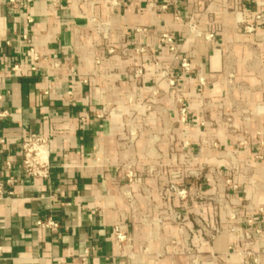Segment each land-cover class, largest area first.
Wrapping results in <instances>:
<instances>
[{
  "label": "crops",
  "instance_id": "1",
  "mask_svg": "<svg viewBox=\"0 0 264 264\" xmlns=\"http://www.w3.org/2000/svg\"><path fill=\"white\" fill-rule=\"evenodd\" d=\"M19 2L0 0L2 264H264V0ZM32 133L48 177L24 173Z\"/></svg>",
  "mask_w": 264,
  "mask_h": 264
},
{
  "label": "built area",
  "instance_id": "2",
  "mask_svg": "<svg viewBox=\"0 0 264 264\" xmlns=\"http://www.w3.org/2000/svg\"><path fill=\"white\" fill-rule=\"evenodd\" d=\"M11 3L18 5L22 4L19 0H10ZM106 2L114 3L116 0H106ZM167 5L164 7L166 8ZM247 30H250L252 26L245 25ZM162 42L166 44L171 51L176 50V41L173 35L164 34L162 37ZM144 47H137L135 51L137 53L143 52ZM183 67L187 68L189 63L186 58L182 59ZM181 113L184 114L186 112L185 106L180 109ZM0 142H4V139L0 138ZM49 138L46 136H41L37 134H29L22 138V155H23V168L26 176L32 177H48L50 172V161H49ZM169 191L178 194L179 196L186 197L187 190L185 188H180L177 185L171 184L168 188ZM127 196L130 202L134 203L133 195L127 191ZM175 219H180L181 216L173 214ZM40 225H44V223L39 222ZM50 227H55L57 224L53 221H48L47 223ZM238 230V229H236ZM114 236L116 240L120 243H124L127 247H130V243L132 241L131 236L127 233V231L120 225L114 226ZM215 232H218L216 229ZM240 237L244 240H248L251 238V234L249 232L240 231ZM251 254L250 252L243 253V257L240 260V264H260L257 256H252L251 259H247L246 256ZM3 249L0 246V264L3 263L4 260Z\"/></svg>",
  "mask_w": 264,
  "mask_h": 264
},
{
  "label": "rangeland",
  "instance_id": "3",
  "mask_svg": "<svg viewBox=\"0 0 264 264\" xmlns=\"http://www.w3.org/2000/svg\"><path fill=\"white\" fill-rule=\"evenodd\" d=\"M206 120V119H205ZM205 120L203 121V123L205 122ZM206 121H209V120H206ZM190 176H191V178L192 179H194V180H198V179H200V178H202V176H201V174H200V172L199 171H196V172H192L191 174H190ZM228 183L229 184H234L230 179H228ZM181 188V187H180ZM175 194V193H174ZM176 195H178V194H176ZM179 196V195H178ZM179 197H181V198H183V199H190V197L192 198V199H196V198H199L200 197V195H199V192H197V191H194V192H191V195H190V193L188 194H186V197H182V196H179ZM168 213H167V215H170V216H173V214H176V215H179V216H181V213L179 212V211H177L176 209H169L168 211H167ZM173 218H174V216H173ZM175 219V218H174ZM176 221H180V219H175ZM159 223L160 224H162V219L160 218L159 219ZM134 246V243H133V240L131 241V243H130V247H133Z\"/></svg>",
  "mask_w": 264,
  "mask_h": 264
}]
</instances>
